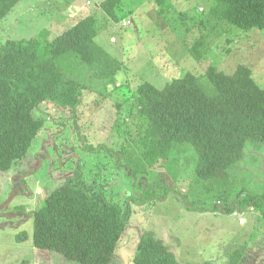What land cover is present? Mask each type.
<instances>
[{
	"label": "rangeland",
	"instance_id": "374dc122",
	"mask_svg": "<svg viewBox=\"0 0 264 264\" xmlns=\"http://www.w3.org/2000/svg\"><path fill=\"white\" fill-rule=\"evenodd\" d=\"M103 1L21 0L0 22L1 45L8 39L45 36L48 28L53 37L95 16L100 28L95 40L121 63L107 80L79 68L85 90L76 111L52 103L35 110L46 118L45 127L27 156L0 170V264H79L34 246L32 215L76 172H81V182L103 190L123 208L131 205L111 264H135L146 231L162 238L179 264H228L235 249L246 254L243 264H264V218L245 204L226 210L240 193L246 198L264 194V140L245 144L243 158L229 170L224 187L198 178L196 151L189 144L135 176L137 189L113 154L134 149L137 118L131 103L144 81L164 88L186 72L202 76L214 65L232 73L245 64L264 87V30L242 31L213 15L214 0H163L157 7L154 0H120L116 18L102 10ZM197 39L208 48L200 61L190 53ZM149 187L155 192L151 201H130ZM25 232L27 237L19 239Z\"/></svg>",
	"mask_w": 264,
	"mask_h": 264
},
{
	"label": "trees",
	"instance_id": "16d2710c",
	"mask_svg": "<svg viewBox=\"0 0 264 264\" xmlns=\"http://www.w3.org/2000/svg\"><path fill=\"white\" fill-rule=\"evenodd\" d=\"M20 1L0 0V22ZM154 1L155 7L163 2ZM119 2L105 0L100 6L109 17L116 18ZM214 3L212 14L242 31L264 30V0ZM99 29L97 18L90 15L53 37L46 29L45 36L40 33L31 38L8 39L0 45V170L11 169L27 156L45 127L46 118L35 115L40 105L52 103L77 110L85 90L77 74L80 67L91 70L99 79L116 75L121 63L95 40ZM207 51L202 39L190 47L197 61ZM131 104L137 118L135 150L126 148L113 154L136 189L135 176L148 173L159 159L168 160L173 150L185 144L196 151L198 178L224 187L229 170L243 158L245 144L264 140V87L245 64H239L232 73L214 65L208 66L202 76L186 72L164 88L144 81ZM80 179L81 172L67 178L33 211V244L79 264H111L130 221L131 205L123 208L103 190ZM154 197L149 187L132 195L130 201L141 204ZM243 204L264 218V194L246 198L240 193L226 210L241 209ZM18 237L25 239L27 233H19ZM243 253L235 249L228 264H243ZM133 261L179 264L174 252L154 231L143 233Z\"/></svg>",
	"mask_w": 264,
	"mask_h": 264
},
{
	"label": "crops",
	"instance_id": "0c3cea01",
	"mask_svg": "<svg viewBox=\"0 0 264 264\" xmlns=\"http://www.w3.org/2000/svg\"><path fill=\"white\" fill-rule=\"evenodd\" d=\"M63 22H64V19H63ZM58 24H62V23L60 22V23H58ZM58 24H57V25H58ZM63 24H65V23H63ZM61 26H62V25H60V27H61ZM48 29H49V28H48Z\"/></svg>",
	"mask_w": 264,
	"mask_h": 264
},
{
	"label": "built area",
	"instance_id": "2783aa9c",
	"mask_svg": "<svg viewBox=\"0 0 264 264\" xmlns=\"http://www.w3.org/2000/svg\"><path fill=\"white\" fill-rule=\"evenodd\" d=\"M125 24H128V22H126Z\"/></svg>",
	"mask_w": 264,
	"mask_h": 264
}]
</instances>
